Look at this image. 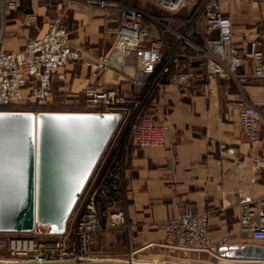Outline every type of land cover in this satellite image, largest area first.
Masks as SVG:
<instances>
[{"label": "built area", "instance_id": "obj_1", "mask_svg": "<svg viewBox=\"0 0 264 264\" xmlns=\"http://www.w3.org/2000/svg\"><path fill=\"white\" fill-rule=\"evenodd\" d=\"M80 2L103 12L102 26L112 37L110 49L94 57L85 56L72 42L66 9H59L48 21L46 33L29 38L21 50L4 49L0 38V111L116 113L117 128L127 122L131 142L142 146L157 141L153 115L160 104L169 108L170 87L178 92L198 88L196 92L209 95L214 79L231 80L239 86L252 79L264 82V20L256 38L237 43L232 19L223 11L221 0ZM0 7L3 11L16 10L17 4L0 0ZM26 25H38L35 13L27 16ZM245 61L252 67L248 76L240 72ZM77 68L94 81L80 91L82 102L77 100L80 92L67 90L82 109H55L56 81L70 87V82L79 76ZM115 75L121 80H114ZM120 82L131 84V92L123 91ZM230 113L249 141H264V96L258 101L235 100ZM128 141L113 144L115 160L128 151ZM256 161L259 166L264 164V159ZM108 174L115 175L112 170ZM102 191L100 185L85 188L77 203L84 200L83 208L76 213V205L62 233L44 231L36 225L31 231H13L0 237V258H91L97 252L96 235L129 228L123 209L108 213L106 224L102 222L98 204ZM239 223L254 243H264V199L244 201ZM161 229L163 239L143 248H159L170 254L221 255L210 241L208 213L182 207L165 220Z\"/></svg>", "mask_w": 264, "mask_h": 264}, {"label": "crops", "instance_id": "obj_2", "mask_svg": "<svg viewBox=\"0 0 264 264\" xmlns=\"http://www.w3.org/2000/svg\"><path fill=\"white\" fill-rule=\"evenodd\" d=\"M12 1L17 4L16 10L3 11L0 7V38L6 50H21L29 38L42 37L59 9L67 10L72 42L85 56L94 57L110 49L112 37L102 26L103 12L95 7L80 0ZM221 6L232 19L237 43L262 32L264 0L257 4L253 0H221ZM31 13L38 17L37 26L26 25ZM77 71L79 76L69 88L80 92L94 81L80 68ZM240 72L251 75V63L245 61ZM114 80L121 77L115 75ZM58 85L62 86L57 91ZM263 85V81L253 79L242 86L214 79L209 95L196 92L198 88L178 92L170 87L169 108L160 104L153 115L157 141L142 146L131 142L128 123L121 122L88 188L100 185L103 190L98 204L103 208L104 224L108 213L123 209L129 228L96 235V251L115 254L131 246L144 249L146 244L162 240L163 223L182 207L209 214L210 241L215 249L223 244L264 245L254 243L239 223L244 201L264 199V164L259 166L256 161L264 159V141H249L230 113L235 100L262 99ZM119 86L127 93L132 90L129 83L120 82ZM67 88L56 81L54 93L62 96ZM119 140H129V148L118 161L113 144ZM109 170L115 175L110 176ZM77 206L76 213L83 208L84 200Z\"/></svg>", "mask_w": 264, "mask_h": 264}, {"label": "water", "instance_id": "obj_3", "mask_svg": "<svg viewBox=\"0 0 264 264\" xmlns=\"http://www.w3.org/2000/svg\"><path fill=\"white\" fill-rule=\"evenodd\" d=\"M60 118H65L61 120ZM116 113L0 111V232L66 230L115 129ZM224 257L264 260V245H221ZM0 264H173L110 257Z\"/></svg>", "mask_w": 264, "mask_h": 264}, {"label": "rangeland", "instance_id": "obj_4", "mask_svg": "<svg viewBox=\"0 0 264 264\" xmlns=\"http://www.w3.org/2000/svg\"><path fill=\"white\" fill-rule=\"evenodd\" d=\"M192 7V6H190ZM57 13V12H56ZM108 75H112L109 73ZM57 86V91L59 89ZM67 87H64L66 89ZM69 89V87L67 88ZM58 96H57V95ZM71 92H65L62 96L59 93H54L55 104L53 105L57 110H79L82 109L80 104L73 102V97H70ZM78 102H82L83 96L82 93H79ZM59 101V102H58ZM63 102V103H61ZM78 207V206H77ZM101 214L103 212L102 205L99 204ZM44 231H49V226H41ZM9 232H0V237L9 236ZM130 250V251H129ZM122 252L111 254L112 252L97 251L92 257H110V258H119L126 260H136V261H158V262H167V263H183V264H264V260H250V259H238V258H229L224 256H211L205 253H194L189 255L179 254V253H168L159 248H144L139 249L138 247H132ZM134 250L135 254H132L131 251ZM0 260H9L8 257H1Z\"/></svg>", "mask_w": 264, "mask_h": 264}, {"label": "bare ground", "instance_id": "obj_5", "mask_svg": "<svg viewBox=\"0 0 264 264\" xmlns=\"http://www.w3.org/2000/svg\"><path fill=\"white\" fill-rule=\"evenodd\" d=\"M48 231V230H47ZM134 260V258H133ZM1 261V260H0ZM136 261V260H135ZM142 262H156V263H167V262H158V261H142ZM173 264H183V263H173Z\"/></svg>", "mask_w": 264, "mask_h": 264}, {"label": "trees", "instance_id": "obj_6", "mask_svg": "<svg viewBox=\"0 0 264 264\" xmlns=\"http://www.w3.org/2000/svg\"><path fill=\"white\" fill-rule=\"evenodd\" d=\"M89 183H90V181L88 182V184H87V187H86V188H88V186H89Z\"/></svg>", "mask_w": 264, "mask_h": 264}, {"label": "snow or ice", "instance_id": "obj_7", "mask_svg": "<svg viewBox=\"0 0 264 264\" xmlns=\"http://www.w3.org/2000/svg\"><path fill=\"white\" fill-rule=\"evenodd\" d=\"M61 120H63V119H65V118H60ZM0 162H2V161H0Z\"/></svg>", "mask_w": 264, "mask_h": 264}]
</instances>
